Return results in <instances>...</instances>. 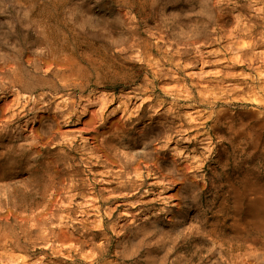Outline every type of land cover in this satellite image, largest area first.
<instances>
[{"label":"rangeland","instance_id":"obj_1","mask_svg":"<svg viewBox=\"0 0 264 264\" xmlns=\"http://www.w3.org/2000/svg\"><path fill=\"white\" fill-rule=\"evenodd\" d=\"M263 173L264 0H0V264H264Z\"/></svg>","mask_w":264,"mask_h":264},{"label":"bare ground","instance_id":"obj_2","mask_svg":"<svg viewBox=\"0 0 264 264\" xmlns=\"http://www.w3.org/2000/svg\"><path fill=\"white\" fill-rule=\"evenodd\" d=\"M254 181H255V183H254L253 186H255V188H253V189L257 190L260 194L258 193L259 195H258V197L256 199L255 198H251V199H253L252 201H250V199H249V202L246 205H247V209L251 211V212H249V214H251V216L253 217V220L255 218V220H257L259 222H264V189L262 188L263 190H260V189L258 190L259 187L264 185V173L261 174V175L259 174V175L254 176ZM246 192L247 191H245V194H246ZM242 194H244V192H242ZM246 200H247V198H246ZM249 214L247 215V213H246L245 216L246 215L249 216ZM245 216H244V218H245ZM260 226H262V225H260Z\"/></svg>","mask_w":264,"mask_h":264},{"label":"water","instance_id":"obj_3","mask_svg":"<svg viewBox=\"0 0 264 264\" xmlns=\"http://www.w3.org/2000/svg\"><path fill=\"white\" fill-rule=\"evenodd\" d=\"M156 160H159V158H156Z\"/></svg>","mask_w":264,"mask_h":264}]
</instances>
